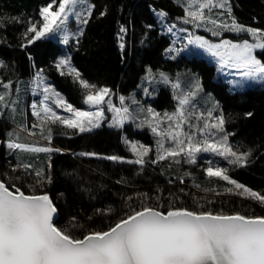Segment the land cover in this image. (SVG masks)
I'll list each match as a JSON object with an SVG mask.
<instances>
[{"label":"trees","instance_id":"trees-1","mask_svg":"<svg viewBox=\"0 0 264 264\" xmlns=\"http://www.w3.org/2000/svg\"><path fill=\"white\" fill-rule=\"evenodd\" d=\"M49 2L0 0V57L4 64L0 68V81L13 77L16 82L44 69L71 103L86 106L84 90L79 83L67 72L62 75L56 68L59 57L65 53L83 79L112 90L110 99L116 107H121L119 97L124 96L125 104L136 118L126 121L122 128L112 127L111 122L104 121L88 133L55 127L49 145L61 151L50 153V163L44 169L39 166L24 169L16 167L22 163L7 147L8 129L21 127L19 123L24 118L9 109L2 110L0 179L15 183L31 194L33 188L30 185L37 181L35 172L43 170L46 176L50 175L52 182L45 180L35 191L37 194L49 193L59 212L57 226L68 229L76 237L89 231L107 230L132 209L139 210L144 203L162 205L161 211H166L171 204L213 213L264 215V207L256 201L237 195L229 182L209 178L205 173L211 162L213 166L226 168L231 179L264 194V84L243 91L232 90L226 80L217 78V64L205 56L189 50L179 55L167 53V49L174 47V36L166 31L158 12L168 14L164 18L166 23L180 21L178 18L185 15L184 6L176 0H89L95 7L88 24L83 27L82 36L70 37L67 45L51 38L27 44V39L34 35H24L29 21L42 22L39 10ZM231 4L239 23L264 30V0H231ZM101 12L106 14L101 16ZM121 26L127 31L120 33ZM224 35L238 40L251 39L247 33L227 31ZM261 54L264 57V52ZM149 68L154 74L164 72L173 79L179 75L185 87L199 79L203 91L194 100L195 111L206 113L213 102L219 103L214 115L223 112L225 129L234 134L229 136V143L237 151L252 153L246 165H230L223 157L205 152L197 155L195 163H189L183 156L177 158L179 163L172 159L152 163L157 156L159 137L147 124L140 126L146 113L139 112L130 98L161 114L174 111L177 101L171 85L160 82L158 76L155 82L145 79ZM2 88L0 84V91ZM248 112L252 113L250 117L246 115ZM192 122L196 123L195 120ZM185 130H188L187 125ZM36 136L45 141L40 135ZM125 139L150 149L144 165L128 163L135 160L136 155ZM169 146L172 142L166 140L165 147ZM82 152L99 155H79ZM110 155L120 156L123 160L102 158ZM228 188L233 191H226ZM145 193L149 199L143 197Z\"/></svg>","mask_w":264,"mask_h":264},{"label":"snow or ice","instance_id":"snow-or-ice-1","mask_svg":"<svg viewBox=\"0 0 264 264\" xmlns=\"http://www.w3.org/2000/svg\"><path fill=\"white\" fill-rule=\"evenodd\" d=\"M176 2L184 6L185 15L178 18L184 23L192 24L196 28L211 24L213 27L208 30L217 37L222 35V31L247 33L251 40L234 42L221 39L218 43H213L203 36L189 34L182 47H170L166 50L167 53L179 55L188 49L189 45H194L217 58L221 69L227 67L239 70L237 75L242 79L233 80L231 83L239 87H243L246 81L264 84V60L256 54L257 50L264 51V30L239 23L233 15L231 0ZM94 7L89 0H50L39 10L42 22L29 21L24 35H34L27 39V44L56 33L61 34V43L69 44L70 36L83 35L82 27L75 33L69 32V20L75 17L80 25H87ZM213 9L224 11L217 13V18L213 19ZM105 14L100 13L101 16ZM158 15L165 18L168 14L160 11ZM174 27L175 25L169 26L167 31L171 33ZM126 31L127 29L121 26L120 33ZM180 31L188 30L182 28ZM120 48H124L123 43ZM175 55L172 56L173 59ZM3 66V61H0V67ZM56 68L61 70L62 75L63 69L67 68V74L73 76L84 90L83 103L94 110L75 108L50 86L44 85L41 109L37 111V105L32 106L33 115L40 121L39 124L33 125V128H39V135L49 144L53 139V125L59 124L79 133H88L99 128L105 118V104L107 110L113 113L110 124L112 127L122 128L126 121L136 118L130 107L125 104L124 96L119 97L121 107H116L110 99L112 90L83 79L80 72L71 66L70 57L60 58ZM157 76L160 82L171 85L177 104L174 111L163 114L152 107L138 108L139 112L146 113L140 126L147 124L159 137L156 142L157 156L152 163L166 159L179 163L177 158L180 156L185 157L189 163H195L197 155L205 152L223 157L230 165H246L252 153L237 151L229 143V136L234 134L226 131L223 112L214 115L220 107L219 103L213 102L206 113L195 111L194 100L203 91L199 79L191 86L185 87L179 75L173 79L164 72L154 74L151 68L148 69L145 79L155 82ZM36 81L37 87L43 85L44 77L41 72H37ZM0 84L5 90L0 91V105H7L6 97L11 95L12 81H0ZM144 91L148 93L147 88ZM49 93L57 96L56 106L64 108L70 115H60L45 103L49 99ZM130 99L132 104H139L134 98ZM246 115L250 117L252 113L248 112ZM193 120L196 123H193ZM185 125L188 130H185ZM29 135L34 136L36 133L29 132ZM8 136L7 147L11 150L31 153L61 151L50 146L18 142V134L13 139L12 132L8 133ZM166 140L171 141L172 146L165 147ZM125 143H130L131 151L136 155V159L128 163L144 165L150 149L127 139ZM79 155L96 157L99 154L82 152ZM102 158L110 161L123 160L116 155ZM16 167L30 169L33 166L18 164ZM227 172L226 168L213 166L211 162L205 168L209 178L216 177L229 182L237 190V195L246 196L264 207V194L231 179ZM35 176L37 181L35 185H30L33 188L31 194H26L15 183L0 179V264H264V215L213 213L182 206L175 207L171 204L166 211H161L159 209L162 205L151 206L144 203L139 210L132 209L107 230L89 231L82 237H76L68 229L58 227L55 223L54 216L57 215L58 208L49 193L42 191L37 194L35 191L45 180L51 183L52 177L46 176L43 170L36 171ZM16 179L19 180L20 177ZM226 191L232 192L233 189L228 188ZM142 195L149 199L146 193ZM159 199L157 196L156 200ZM72 220L75 221V217Z\"/></svg>","mask_w":264,"mask_h":264},{"label":"rangeland","instance_id":"rangeland-1","mask_svg":"<svg viewBox=\"0 0 264 264\" xmlns=\"http://www.w3.org/2000/svg\"><path fill=\"white\" fill-rule=\"evenodd\" d=\"M90 3V2H89ZM55 5L53 10H55ZM218 9H213V15L212 18L216 19V13H219L217 11ZM159 14V12H158ZM162 18V17H161ZM224 18V17H223ZM222 19V17H221ZM163 21L165 23L164 27L167 31V28L169 26L175 25V27L173 28V31L171 32V34L174 36V47L176 48H180L183 46V44H185L187 42V40L185 39L189 34L191 35H195V36H203L205 39H207L210 42L213 43H218L221 39H230L235 41H239L238 39H234L230 36L224 35L225 32L227 31H222V35L217 37V36H213L212 32L209 31V28H212L213 25L208 24L206 26H201L199 28H196L194 25L192 24H186L184 23V21L182 19H180V21H176L173 23H166L165 19L163 18ZM83 28L84 25H80L78 21H76L75 17H72L69 22H68V30L69 32L75 33L79 30V28ZM187 29V32H182L180 31V29ZM168 32V31H167ZM170 33V32H169ZM72 37V36H70ZM75 37V36H73ZM47 38H51V39H55L61 42V34L60 33H56L53 36L47 37ZM243 40V39H242ZM251 40V39H249ZM190 51V52H195L196 54L205 56L206 58H208V60L210 62L216 63L218 66V73H217V78H223L224 80H226L231 89L232 90H246L249 87H253L256 86L260 83H256L253 81H246L243 85V87H239L233 83H231V81L233 80H241L242 78L237 75L238 73V69H230L225 67L224 69L220 68V65L218 64L217 58L211 56L209 53L205 52L203 49H199L194 45H189L188 49H185L184 51ZM264 51L262 50H257V56L258 58L264 60V57L261 53H263ZM67 57L65 55V53H63L60 57ZM0 61H2L1 57H0ZM1 68V67H0ZM64 72H67V68L63 69ZM37 72H41L42 76L44 77V83L43 85H41L40 87H37V81H36V74ZM9 80L12 81V87H11V95L6 97L7 100V105H0V113L2 110L5 109H9V111H12L13 114L15 115H20L24 118V120H20V126H14V127H10L8 129V133L12 132L14 133V136L12 137L13 139L16 138V134H18L19 140L18 142H22V143H28V144H36L37 146H50L49 143L47 141H40V138L36 135H29V132H35L37 135H39V128H33V125L35 124H39L40 121L37 118V116L33 115V104L37 105V108L35 110L39 111L41 109V101L44 100V93H43V87L44 85H48L50 86L52 89L55 90V93H59V96L62 97L67 103H70L73 105V107L81 109V110H85V111H89V110H94V108L90 107L89 105L83 106V107H79L73 103H71L66 95L60 90L58 89L55 84L52 82L51 78L48 76V74L46 73V71L44 69H39L36 70L35 73H32L30 76L27 77H21L19 78L16 82H14V78H9L6 81H4V83L8 82ZM1 91H5L3 88ZM107 99V97H106ZM57 100V96L49 93V99L47 101H45V103L49 104L50 106H52L60 115L63 116H68L70 115V113L66 112L64 108L62 107H57L55 101ZM15 102L14 104L12 102ZM105 112H104V120L101 122V124L104 121H109L111 122L112 120V116L113 113L109 112L107 110V105H103ZM120 107V106H119ZM139 108L140 105H135V108ZM41 115H43V113H41ZM64 127L62 125H53L52 128L54 129L55 127ZM66 128V127H65ZM9 139V136H8ZM8 141V140H7ZM11 153H14L19 160L21 161L22 164H31L33 167L34 166H39L42 167L43 169L47 166V164L50 163V153H31V152H21L19 150H11Z\"/></svg>","mask_w":264,"mask_h":264},{"label":"water","instance_id":"water-1","mask_svg":"<svg viewBox=\"0 0 264 264\" xmlns=\"http://www.w3.org/2000/svg\"><path fill=\"white\" fill-rule=\"evenodd\" d=\"M21 190H22V189H21ZM22 191H23V190H22ZM25 193H26V192H25ZM26 194H29V193H26ZM58 218H59V212L57 213L56 216H54V221H55V223L57 222Z\"/></svg>","mask_w":264,"mask_h":264}]
</instances>
